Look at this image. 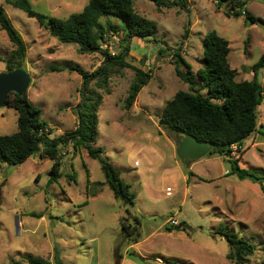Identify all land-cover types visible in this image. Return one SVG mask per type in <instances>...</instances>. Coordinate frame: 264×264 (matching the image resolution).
<instances>
[{
    "label": "rangeland",
    "instance_id": "1",
    "mask_svg": "<svg viewBox=\"0 0 264 264\" xmlns=\"http://www.w3.org/2000/svg\"><path fill=\"white\" fill-rule=\"evenodd\" d=\"M87 1L30 0L37 11L57 17L81 10ZM0 4L26 43L19 67L31 76L26 95L40 108L48 135L73 129L83 77L77 70L51 66L74 63L92 71L103 55L81 52L77 43L58 40L22 8L7 0ZM242 6L253 20L234 13ZM133 7L155 22L154 33L132 36L125 56L130 66H110L105 84L99 85L95 77L86 89L102 96L94 144L104 148L130 183L134 205L114 196L98 159L82 146L73 148L72 142L60 147L63 163L55 179L50 180L53 160L40 158L38 152L21 163L0 161V264H29L28 255L51 264H236L226 257L229 245L216 232L219 225L255 243L250 260L240 264H264V184L226 174L230 162L217 153L180 159L176 133L158 122L175 91L190 90L175 72L176 65L186 70L183 59L195 74L194 87L200 88L197 70L210 30L228 39L236 78L252 77L251 66L264 51V0H180L170 6L134 0ZM113 21L119 32L107 34L105 41L118 52L124 23L116 16ZM13 47L0 27V70H6ZM131 65L150 68L151 75L133 104L125 107L123 99L135 76ZM257 77L263 88L257 129L244 139L239 164L264 170V66ZM16 129V108L0 106V133ZM171 217L178 223L168 229Z\"/></svg>",
    "mask_w": 264,
    "mask_h": 264
},
{
    "label": "trees",
    "instance_id": "2",
    "mask_svg": "<svg viewBox=\"0 0 264 264\" xmlns=\"http://www.w3.org/2000/svg\"><path fill=\"white\" fill-rule=\"evenodd\" d=\"M7 1L22 8L29 16L35 17L39 24L48 28L58 40L77 43V48L81 52L98 51L103 55V61L92 71H87L74 63L51 66L53 70L65 68L77 70L83 77L81 98L76 104L78 122L73 129L61 135L54 137L48 135L40 108L28 99L26 93L8 94V104L17 110V129L9 133H0V161L21 163L32 153L38 152L40 158L53 160L50 180L55 179L60 174L63 163L60 147L72 142L73 148L82 146L89 156L98 159L105 182L112 189L114 196L124 205H134L136 193L130 189V183L121 176L120 169L105 154L104 148L94 144L97 133L96 110L102 96L95 90L87 91L86 88L95 77L99 78V85L105 84L110 66H130L125 56L131 48V37L145 38L153 34L155 22L134 10V0H88L81 10L71 12L66 17L47 16L34 9L30 0ZM153 1L157 5L170 6L180 0ZM216 1L220 3V0ZM234 13L237 15L243 13L250 20L254 19L243 6L240 11ZM113 16L119 17L124 23L123 35L120 36L121 49L115 53L102 47V41L107 34L119 32V25L113 21ZM0 27L6 31L14 45L11 54L5 59L6 70H11L22 65L27 46L1 4ZM229 49L228 39L215 30L205 34L201 57L203 65L197 70V75L201 79L200 88L194 87L195 74L183 59L186 70L176 65L175 72L179 78L189 83L190 90H176L165 102L158 122L162 127L174 131L176 135L193 134L198 140L208 141L212 147L207 154L223 155L230 162L229 172L234 173L240 180L249 179L263 185L264 170L241 166L239 157L244 139L257 129V106L263 98V88L257 76L259 69L264 66V51L251 66L252 77L237 79V71L230 65L228 59ZM133 69L135 76L123 99L125 107L133 104L138 91L151 75L150 68L133 66ZM204 88L206 91L202 92L200 89ZM261 126L260 132L264 136V123ZM233 144L237 145L235 155L231 153ZM69 176L75 178V173ZM122 226L127 229L124 223ZM170 226L173 224L167 228L171 229ZM216 232L222 234L228 242L227 258L236 264L250 260L249 256L255 249L254 242L223 225H219ZM27 261L29 264H51L49 259L39 255H28ZM14 264H17V261H14Z\"/></svg>",
    "mask_w": 264,
    "mask_h": 264
},
{
    "label": "water",
    "instance_id": "3",
    "mask_svg": "<svg viewBox=\"0 0 264 264\" xmlns=\"http://www.w3.org/2000/svg\"><path fill=\"white\" fill-rule=\"evenodd\" d=\"M29 72L21 67L11 70H0V106L8 104V94L16 92L26 93L30 84ZM176 153L182 160L197 158L211 150V143L206 140H198L193 134L179 133L176 136Z\"/></svg>",
    "mask_w": 264,
    "mask_h": 264
},
{
    "label": "built area",
    "instance_id": "4",
    "mask_svg": "<svg viewBox=\"0 0 264 264\" xmlns=\"http://www.w3.org/2000/svg\"><path fill=\"white\" fill-rule=\"evenodd\" d=\"M105 38H106V37H105ZM102 47L107 48L111 53H115V52L112 50V47H111L110 45L107 44V42L105 41V39L102 41ZM234 148H237V145H236V144H233V145H232V151H231V153L234 152ZM234 153H235V152H234ZM168 192H169V190H168ZM170 222H171L172 224H177V223H178V220H177V218L171 217V218H170Z\"/></svg>",
    "mask_w": 264,
    "mask_h": 264
},
{
    "label": "crops",
    "instance_id": "5",
    "mask_svg": "<svg viewBox=\"0 0 264 264\" xmlns=\"http://www.w3.org/2000/svg\"><path fill=\"white\" fill-rule=\"evenodd\" d=\"M219 155H221V154H219ZM222 157H224L223 155H221ZM225 158V157H224ZM229 173H231V172H229V171H227L226 172V174H229ZM190 174H193V172L191 171V173ZM242 182H244L245 183V181H248V179H243V180H241ZM227 257V256H226ZM229 259V258H228ZM264 261V260H263ZM262 261V262H263Z\"/></svg>",
    "mask_w": 264,
    "mask_h": 264
}]
</instances>
